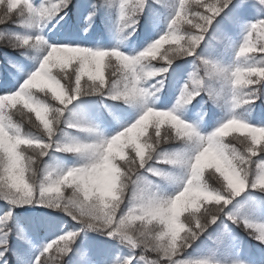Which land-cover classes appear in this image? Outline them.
I'll return each instance as SVG.
<instances>
[{
  "label": "snow or ice",
  "instance_id": "1",
  "mask_svg": "<svg viewBox=\"0 0 264 264\" xmlns=\"http://www.w3.org/2000/svg\"><path fill=\"white\" fill-rule=\"evenodd\" d=\"M71 2L0 0V25L15 18L17 24L31 26L61 12L63 20ZM114 2L92 0L84 17V31L98 7ZM118 6L120 32L127 28L135 31L146 8L153 28L160 32L134 55L117 47L49 44L40 34L0 31V39L9 47L45 48L38 66L19 87L0 94V200L9 205L0 213V264H8L10 251L18 257L16 264H28L29 260L30 264H73L70 253L76 256L75 264H221L208 256L185 253L222 216L242 223L249 235L264 243V224L241 220L227 210L235 197L249 189L264 193V124L251 123L245 114L234 111L242 106L250 111L264 96V0H153L152 4L148 0H119ZM251 14L256 19L248 20ZM225 21L243 27L238 43ZM218 37L223 50L233 52L229 63L203 50ZM187 57H193L194 71L181 85L176 104L160 109L148 106L152 92L142 86V80L161 77L151 86L159 92L163 75L174 61ZM157 60L164 63L157 67ZM200 67L203 77L195 71ZM201 93L214 104L223 101L228 108V115L206 134L177 115V107L191 103ZM92 95L139 102L142 111L114 135L105 136L70 108L74 101ZM206 102L202 100V105ZM17 113L25 115L36 131H23L22 123L14 119ZM70 130L95 135L84 141ZM230 133L243 135L242 148L225 141ZM171 141L183 147L165 149L163 145ZM55 152L79 159L72 165L45 159ZM37 159L43 164L38 183L33 179ZM161 164L179 169V174L157 167ZM206 169L219 174V187L207 183ZM149 176L168 181L174 190L165 191ZM25 205L58 210L79 227L62 228L27 257L9 246L13 210ZM121 205L127 211L118 215ZM86 231L115 241L114 250L100 251L89 244L82 249L77 240ZM15 234L27 239L19 225H15ZM148 253H154L155 258L150 259ZM230 264L246 262L233 259Z\"/></svg>",
  "mask_w": 264,
  "mask_h": 264
},
{
  "label": "trees",
  "instance_id": "2",
  "mask_svg": "<svg viewBox=\"0 0 264 264\" xmlns=\"http://www.w3.org/2000/svg\"><path fill=\"white\" fill-rule=\"evenodd\" d=\"M148 2L149 4H152L153 0H148ZM91 3L92 0H72L69 7L65 9L67 15L64 16L63 20L59 18L60 15H64L63 12L54 18H45L39 21L38 24H33L31 26H21L17 24L15 18H13V20L7 24L0 25V31L22 35H35L38 34L39 27L43 25L48 31V41L47 39L45 40L49 44L70 43L71 41L76 40L80 44L89 47H117L125 53L131 52L133 54L141 51L151 42V39H155L160 34L158 30L153 28L152 20L148 15L147 8L145 9V13L140 16V21L139 24L135 26V31H133L132 28H127L123 32H120L119 0H115L111 5L104 4L98 7L95 16L90 21L88 31L85 32L84 28L87 24L84 17L87 15L88 7ZM196 10L203 11V9L193 8V11ZM0 12H2V9H0ZM253 19H256V16L253 17ZM224 23L229 29V34L233 36L238 28L227 24L226 21ZM184 27L189 31L191 30L189 25L185 24ZM129 33L131 34L129 35ZM165 47H167V45H165ZM223 49L224 45L218 37L217 39H211L208 46L204 47L203 50L205 54L215 53L216 55H214V59L226 63V60H229L230 57V49L226 52ZM44 53V47L33 48L31 46H26L25 48H12L7 45L5 40L0 39V94L12 87L11 85L15 81V74L20 68H22V66L27 70L33 66V64H35ZM192 61L193 57L178 58V60L174 61L168 72L163 75V87L160 88L159 92L155 91V88H152L151 86L161 77L158 76L142 80V86L149 88L152 92V95L147 98L152 106L171 103L172 96L176 91L175 88L180 82L184 83L188 73L194 71ZM163 63V60L154 61V64L157 67ZM195 71L198 72L200 77L204 76L203 67H200ZM107 75L108 73L106 71V76ZM84 79H86V77L82 78V83ZM157 87H159V85H157ZM202 100L207 102L202 105ZM180 106L187 115L196 118L207 130H210V128L216 125L225 115L227 110L223 101L219 104H214L212 101L207 100L204 93L196 96L191 103ZM89 107H91L93 112L101 109L105 117L107 115L108 119L123 124V122L132 119L133 116L139 114V112L142 111L143 105L139 102L128 103L123 100H112L100 95L84 96L81 97L80 100L74 101L73 105H70V108H73L78 115L87 110L83 119L94 124L99 130V127L95 123H92V115L91 110L88 109ZM246 108L247 106L240 107V109L245 112ZM247 113L252 117H257L264 121V96L256 100L254 106H252L251 110L247 111ZM14 119L17 122L22 123L23 131H36L33 125L28 122L25 115L17 113L14 116ZM34 119L35 116L33 114V120ZM91 134L92 136L95 135L94 133ZM242 139L243 135L236 133L225 137L227 143L233 144L237 148H242L240 142ZM163 147L168 150H179L183 145L180 142L171 141L168 144L163 145ZM28 154L33 155L31 152ZM63 154L68 158L73 155V158L79 159V157L74 154ZM52 156L53 154L45 159L48 160ZM42 167L43 164L40 159H37V162L34 165L36 172L33 177L37 183L41 178ZM157 167L166 170L169 169L168 165L163 164L157 165ZM253 167H255V165H253ZM175 170L177 172L174 174H179V169ZM210 173H214V170H205V179L207 183L213 187H219V174ZM28 175L29 174L26 173V177ZM149 178L159 184L165 191H168V189H166L169 184L168 181L159 180L152 176H149ZM65 192L68 195L71 194L70 189L66 188ZM128 195H130V192ZM126 203L127 201H125V204ZM8 208L9 205L4 200H0V213H3ZM227 210L235 213L241 220L264 224V193L249 189V191L241 193L239 196L235 197L228 205ZM121 211H127L125 205H121V208L117 209V214L119 215ZM13 212L14 230L9 236V246L10 248L19 249L27 257L31 256L33 251L32 248H34L36 244L41 245L43 241L55 238L62 228L67 229L79 227L70 219V217L51 208L38 207L36 209H30L29 206L25 205L20 208H15ZM15 225H19L24 232H27V234H24L27 239L21 240L16 236ZM115 243V241L109 240L107 236L101 235L99 232L95 231L83 232L77 240V245L82 249L84 244H89L93 246L94 249L100 251L114 250ZM204 247L206 250L201 256H208L215 261L221 262V264H230V261L237 259L240 254L248 259L251 258L257 262H264V243H261L253 236L249 235V232L245 230L242 223H233L231 220L227 219V217L222 216L216 224L211 225L204 234L193 242L192 247L187 249L185 255L192 256L196 249H198L197 251H200L201 249H204ZM122 251L124 254H127L128 249L124 248ZM7 256L8 264H16L18 259L16 255H13L10 251L7 253ZM148 256L150 259L155 258L154 253H148ZM69 257H71V259L76 258L72 253L69 254ZM69 257H66L65 259L68 260ZM73 264H75V261Z\"/></svg>",
  "mask_w": 264,
  "mask_h": 264
},
{
  "label": "rangeland",
  "instance_id": "3",
  "mask_svg": "<svg viewBox=\"0 0 264 264\" xmlns=\"http://www.w3.org/2000/svg\"><path fill=\"white\" fill-rule=\"evenodd\" d=\"M34 2H36V1L34 0ZM36 3H37V2H36ZM248 20H251V19H248ZM42 32L44 33V31H42ZM243 34H244V32H243V27H241L240 30L238 31V37H236V38L234 39V41L238 43V42L242 39ZM75 44H76V43H75ZM37 66H38V64H36L35 66H33V68H31L27 73L22 74V76L20 77V83H22L23 80L26 78L27 74L30 73L31 71H33ZM20 83H19V85H20ZM19 85H18L17 87L13 88L12 91L16 90V88H18ZM173 106H174V104L169 105V106H165V108H171V107H173ZM177 115H179L182 119H185V120H188V121L194 123V124L199 128V130L201 131V128H200V126L198 125V123H197V122H194V121H192V120H190V119H186V117L184 116V114H183L181 111H179L178 108H177ZM79 116L83 117L82 115H79ZM100 118H101V117H99V116H95L94 119H96V122H97V123H100ZM134 119H135V118H134ZM134 119H133V120H134ZM247 119H248V118H247ZM248 120H249L251 123H254V124H257V123H258V124H262V123L257 122V121H251L250 119H248ZM130 123H131V122H130ZM124 126H125V125H124ZM70 131H72V134L75 135L77 138H79V139H81V140H88V139H89V135H88V133H86V132H84V131H75V130H70ZM117 131H118V129H117V130H112V131H107V129L104 128L102 132H103V134H104L105 136H111V135H114ZM230 134H232V133H230ZM74 163H76V162H70V163H67L66 165H72V164H74ZM32 206L35 207V205H32ZM240 260L245 261L246 264H255L254 262H252V261H250V260H249V261H248V260H244V259H240Z\"/></svg>",
  "mask_w": 264,
  "mask_h": 264
}]
</instances>
